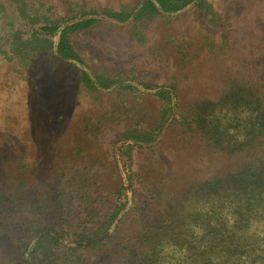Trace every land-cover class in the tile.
Returning <instances> with one entry per match:
<instances>
[{"label": "trees", "instance_id": "1", "mask_svg": "<svg viewBox=\"0 0 264 264\" xmlns=\"http://www.w3.org/2000/svg\"><path fill=\"white\" fill-rule=\"evenodd\" d=\"M10 1L28 29L21 34L15 28L0 44L4 58L28 65L48 55L72 67L90 93L133 91L156 97L160 107L152 127L127 125L111 141L116 183L105 203L93 187L81 191L82 175L67 161L50 175L54 182L47 192L32 197L23 175L2 158L0 143V236L10 243L0 248V264H103L108 253L111 264H264V156L174 193L159 189L151 207L142 209L135 187L140 169L133 158L137 150L157 146L173 125L193 127L206 147L228 156L250 152L264 142L260 96L233 80L216 98L193 101L182 111L174 84L92 70L71 42L72 35L103 21L120 26L149 22L191 7L207 15L209 2L137 0L129 9L104 7L50 20L31 14L24 0ZM19 160L28 164L24 157Z\"/></svg>", "mask_w": 264, "mask_h": 264}, {"label": "rangeland", "instance_id": "2", "mask_svg": "<svg viewBox=\"0 0 264 264\" xmlns=\"http://www.w3.org/2000/svg\"><path fill=\"white\" fill-rule=\"evenodd\" d=\"M136 1L24 0L31 14L50 20L104 7L129 9ZM207 2L212 10L207 15L191 7L149 22L120 26L103 21L72 35L71 42L92 70L174 84L182 111L193 101L216 98L233 80L250 85L264 104V0ZM18 19L12 2L0 0V44L15 28L27 31L26 19ZM159 107L156 97L133 91L90 93L72 67L48 55L23 65L0 53L1 155L23 175L32 197L47 192L54 182L50 175L67 161L82 175L81 191L93 187L105 203L116 183L111 141L127 125L152 127ZM254 156H264V142L228 156L206 147L193 127L173 125L157 146L137 150L133 157L140 169L137 208L151 207L159 189L174 193L233 171ZM2 244H10L6 236H0V248ZM110 256L105 254L104 263L111 264L106 260Z\"/></svg>", "mask_w": 264, "mask_h": 264}]
</instances>
